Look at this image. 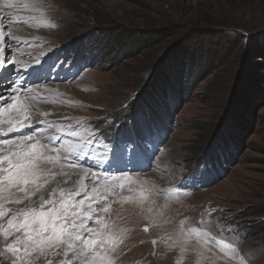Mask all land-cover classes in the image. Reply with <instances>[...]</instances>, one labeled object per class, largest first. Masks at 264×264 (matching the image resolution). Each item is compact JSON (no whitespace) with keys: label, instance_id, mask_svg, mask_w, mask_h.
Here are the masks:
<instances>
[{"label":"rangeland","instance_id":"1","mask_svg":"<svg viewBox=\"0 0 264 264\" xmlns=\"http://www.w3.org/2000/svg\"><path fill=\"white\" fill-rule=\"evenodd\" d=\"M26 1L31 5L32 0ZM8 2L0 0V31L7 40L0 48L14 64L26 66L53 52L68 63L90 60L69 82L47 80L21 91L20 98L27 102L20 108L21 116L27 113L33 125L54 121L51 132L78 123L83 135L115 130L119 134L138 101L154 97L148 92L159 76L157 64L167 65L172 47L186 44L200 48L202 54L209 50L215 57V63L206 61L204 66L198 61L191 66L184 79L185 93L171 104L170 125L153 118L136 120L142 125L138 136L149 134L152 143L142 153L144 161L152 164L151 170L123 175L107 184L89 172L90 179L81 186L89 192L96 188L106 196L101 203L109 211L100 215L108 227L89 222L106 241L108 251L101 252L106 264H264V0H96L95 11H90L85 0H43L41 9H25L18 2L15 8H5ZM97 22L120 27L123 35H114L120 40L128 32L153 30L164 36L163 42L132 62L121 60V47L106 46L100 38L82 48L81 40ZM175 60L176 65H168L177 76L183 54L177 53ZM200 65L202 72L195 77L193 72ZM167 74L172 84L178 83ZM0 93V140H14L17 136L5 122L12 109L4 103L9 94L3 84ZM165 93L173 99L170 89ZM243 99H249L248 113L240 120L239 138L232 148L223 146L230 150L220 158L218 135L227 127L238 128L232 113L242 107ZM9 102L18 105L19 99ZM127 124L128 131H137L133 123ZM210 134L211 145L205 149ZM12 147L0 143L6 151ZM60 151L66 153L63 148ZM214 152L217 158H212ZM67 164L63 157L56 160L62 170L71 168ZM61 177L56 180L62 188H79L77 181ZM7 195L6 189L0 192V196ZM12 207L4 203V209ZM19 207L23 205L15 206ZM11 215L0 218L3 229L8 227L4 219ZM3 229L0 251L5 243ZM49 259L59 264L66 258ZM0 264H7L6 256L0 257Z\"/></svg>","mask_w":264,"mask_h":264},{"label":"snow or ice","instance_id":"2","mask_svg":"<svg viewBox=\"0 0 264 264\" xmlns=\"http://www.w3.org/2000/svg\"><path fill=\"white\" fill-rule=\"evenodd\" d=\"M16 6V0H10L4 5L9 9ZM43 6V0H32L31 5L24 4L23 7L41 9ZM23 24L21 21L20 25ZM0 43H7L2 31ZM3 53L4 49L0 48V84L4 85V92L9 94L4 99L7 109H13L18 105L9 101H16L21 91L27 89L11 79L12 73L16 71L15 64ZM9 65L12 66L11 70ZM0 97H3V93H0ZM7 123L10 125V132L25 126L32 130L19 131L14 140H0L4 145L13 146L6 152L0 148V192L5 189L8 191L7 196H0V201L23 205L15 209H4V203H0V209H4L0 210V218L12 213L7 220V229L0 225L5 238L0 257L6 256L7 264H54L49 256L61 255L66 259L60 260L59 264H106L101 255V252L108 251L106 241L89 223L108 227L100 215L102 211H109V207L101 203L106 200V196L100 194L96 188H92L91 192L86 187L78 188L74 192L62 188L56 177L66 176L67 173L62 170L54 172L52 167L45 165L55 166L56 160L63 157L68 162L67 166L80 167L85 173L91 171L90 167L76 162L79 160L78 152L63 153L56 140L36 135L27 113L23 119L14 122L9 120ZM68 134L75 136L76 132L71 131ZM52 151L56 152L55 156L51 154ZM92 174L97 176L94 172ZM83 180L84 177H81V181ZM107 191L105 187V192ZM9 237H13L11 243L7 242Z\"/></svg>","mask_w":264,"mask_h":264},{"label":"trees","instance_id":"3","mask_svg":"<svg viewBox=\"0 0 264 264\" xmlns=\"http://www.w3.org/2000/svg\"><path fill=\"white\" fill-rule=\"evenodd\" d=\"M85 4L87 5V7H89L90 11H95L97 6L96 4H94L93 2H96V0H85ZM91 4V5H90ZM110 23L108 22H97V24L93 25V30L90 31L85 37H84V41L81 40L82 42V48L84 47L85 44H87V42L89 41V43L94 42V40L97 39H102L103 42H105L106 46H109L112 44H115V47H121V60L123 61H137L140 57H142L143 55H145L146 53H148L150 50L155 49L157 47H160L162 45V40L164 38V36L161 35V33H159L158 31H144L141 34L138 32L137 34H133V33H126L125 34V39L124 40H120L117 39L114 35L120 34L123 35V30L119 27H115V26H108ZM92 27V26H91ZM111 31L112 32V36L110 34V37L106 35L107 32ZM114 36V37H113ZM137 37V38H136ZM105 38V39H104ZM107 40V43H106ZM108 44V45H107ZM80 45V44H79ZM79 47V46H78ZM81 48L79 47V50ZM75 50H78L75 49ZM81 53V51H79ZM80 53H77V57H81ZM177 53H181L183 54V65H179V70L177 72V76L175 74V76L173 75V73L171 72V69L168 65V63H171V65H176L177 61L175 60L176 54ZM199 55V59L196 58V56ZM167 56L170 58H166L165 59V63L167 64L166 66H162V63L157 64V73H159L158 78L156 79L157 81L155 82L154 86L150 87V91L148 93L154 94V99H148V98H141L140 101H138V103L135 105L134 108L131 109L130 112H132V114H130V116H127V119H125V126L126 128L123 130L124 136L128 135V122H131L134 124V127L137 128L136 133L139 134V131L142 128L141 124H136V120L139 117H143L142 119H144L145 121H150V119H154V121L164 124L166 125H170L171 122V111H172V105L173 102L176 103L177 99H181L182 95L181 93H185V78H188V76L190 75V68L191 66L196 65V63L202 62V64L204 63V66H207L208 63H206V61H210V63H215V57H212V55H210L209 50L204 51V54H202V52H200V48H196L193 46H186L185 45H181V46H177V47H172L170 49V52L167 54ZM87 59V58H86ZM88 63H90V60H87ZM201 64V65H202ZM199 66V68L197 69V71L193 72V74L195 73V77L199 76L200 72H202V66ZM173 66H171V68H173ZM201 67V68H200ZM169 71V73L171 74V76L178 81V83H171V81H169L166 78V74ZM192 74V73H191ZM168 75V74H167ZM191 79V77H190ZM196 82V78L194 80ZM193 81V82H194ZM191 82V80L189 81ZM176 84V85H175ZM177 88L176 90L173 88ZM170 89L172 92V97L168 96V94L165 93L166 90ZM185 95V94H184ZM183 95V96H184ZM156 97V98H155ZM244 100V101H243ZM242 103L245 106L243 108L238 106L236 108V111L233 114L232 117V121H234L235 119H238L237 122H235L236 126L238 128L232 129V128H225L224 131L220 132V136L218 135V139L216 141V145H218L220 148L217 149L218 151H220V158L222 157V155H225V151L226 150H230V149H223L224 145H228L230 148L233 147V144H235V142L237 141V139L239 138V126H241V121L242 118L247 115V110H245L247 108V103H249V99H243ZM171 102V103H170ZM174 106V105H173ZM246 111V112H245ZM170 112V113H169ZM127 120V122H126ZM168 120V121H167ZM138 122V121H137ZM164 122H169L168 124L164 123ZM124 126V125H123ZM137 126V127H136ZM211 137L212 135L210 134V137L207 138V143L205 144V149L208 148V146L211 145ZM228 148V147H227ZM217 152V151H216ZM214 152V154L212 155V158H217L218 155L217 153ZM204 154V153H202ZM201 154V155H202ZM203 156V155H202ZM218 160V159H216ZM264 208V207H263ZM264 213V211H262Z\"/></svg>","mask_w":264,"mask_h":264},{"label":"bare ground","instance_id":"4","mask_svg":"<svg viewBox=\"0 0 264 264\" xmlns=\"http://www.w3.org/2000/svg\"><path fill=\"white\" fill-rule=\"evenodd\" d=\"M16 2H18L19 4H29L26 0H16ZM30 5V4H29ZM10 35H13V34H10ZM10 35L8 36V39H9V41H12L13 39H12V37H10ZM4 54V53H3ZM5 56H6V54H4ZM22 96V92L20 93V95H19V102H18V106L16 107V108H14V109H12L10 112H8L7 113V119L5 120V122L7 123V121H9V120H12V121H16L17 119H23V117L21 116V112H20V108H24L26 105H27V102H25L23 99H21L20 97ZM7 98V97H6ZM2 103L3 102H0V106L2 105ZM3 122V121H2ZM3 128V127H2ZM3 131V130H2ZM8 149V148H7ZM6 151V150H5ZM59 166V165H58ZM62 169H60V167L58 168V167H56V162H55V168L53 169V171L54 172H60ZM62 171H65V173H67V175L66 176H64V177H61V178H66V179H69V178H71V180L72 181H77V183H76V187H79V188H81V186L83 185H85L86 186V181L88 180V179H90V177H91V174L88 172V173H85L84 171H83V169L82 168H77V167H71V168H66V169H64V170H62ZM59 176V175H58ZM81 177H84V180L83 181H81ZM5 191V190H4ZM73 192L74 191H76V190H72ZM123 200V199H122ZM124 200H125V198H124ZM129 200V199H128ZM138 200V199H137ZM142 201V200H141ZM103 203V202H102ZM141 204H142V202H141ZM175 205V204H174ZM178 205V204H177ZM15 206H17V205H15V204H13V207L11 208V209H15ZM172 207V206H171ZM178 208V207H177ZM176 210V209H175ZM171 211H172V209H171ZM178 211V210H177ZM177 214V213H176ZM175 214V215H176ZM10 218V217H9ZM9 218H6V219H4L5 221H7ZM128 218H130V217H128ZM171 218V217H170ZM184 218H186V217H184ZM184 220V219H183ZM134 221V220H133ZM167 221V220H166ZM170 221V220H169ZM172 221V220H171ZM163 223V222H162ZM167 223V222H166ZM183 223V222H182ZM188 223H189V221H188ZM182 226H183V224H182ZM181 226V227H182ZM187 226V225H186ZM125 240V239H124ZM175 241V240H174ZM174 241H173V243H174ZM187 242V241H186ZM119 243V242H118ZM169 243H171V242H169ZM116 244V243H115ZM127 246V245H126ZM173 246H176V245H173ZM171 247V246H170ZM112 249H114V248H112ZM173 249H174V247H173ZM126 250V249H125ZM128 250V249H127ZM131 250V249H130ZM171 250V249H170ZM133 251H134V249H133ZM132 251V252H133ZM132 254V253H131ZM137 254V253H136ZM130 255V254H129Z\"/></svg>","mask_w":264,"mask_h":264},{"label":"clouds","instance_id":"5","mask_svg":"<svg viewBox=\"0 0 264 264\" xmlns=\"http://www.w3.org/2000/svg\"><path fill=\"white\" fill-rule=\"evenodd\" d=\"M79 59H80V58H79ZM48 121H52V120H48ZM38 122H39V121H38ZM36 123H37V122H36ZM36 123H35V124H36ZM35 124H34V125H35ZM133 130H134V129H133ZM134 132H135V134H137L135 130H134Z\"/></svg>","mask_w":264,"mask_h":264}]
</instances>
